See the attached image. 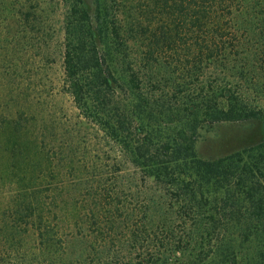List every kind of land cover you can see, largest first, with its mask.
Instances as JSON below:
<instances>
[{
	"label": "trees",
	"instance_id": "16d2710c",
	"mask_svg": "<svg viewBox=\"0 0 264 264\" xmlns=\"http://www.w3.org/2000/svg\"><path fill=\"white\" fill-rule=\"evenodd\" d=\"M56 1L70 123L55 120L57 85L38 87L57 53L40 13L53 1L0 0L9 245L36 251L32 264H264V140L218 158L196 151L219 123L264 130V0H95V19L84 0Z\"/></svg>",
	"mask_w": 264,
	"mask_h": 264
},
{
	"label": "rangeland",
	"instance_id": "374dc122",
	"mask_svg": "<svg viewBox=\"0 0 264 264\" xmlns=\"http://www.w3.org/2000/svg\"><path fill=\"white\" fill-rule=\"evenodd\" d=\"M51 3H42L41 6V15L44 17V26L45 32H50L52 38L47 39L48 46L51 51L55 52L54 64L49 65L44 77L39 80L38 87L42 91L50 90L49 87H52L51 84L57 85L55 91L57 92L56 101L54 103L55 110H57V120L59 123L71 122L76 120L77 112L73 110V105L69 96L65 95L61 91L59 82L61 79L62 73V60L58 55V47H60L63 41V33L60 30L62 23V13L64 12L61 4L56 0H52ZM55 1L57 4H55ZM87 8L91 14V17L95 19V0H84ZM9 3H19V0H11ZM12 25L11 27H13ZM38 29V28H37ZM37 31V30H35ZM111 43V39L105 38L102 40L101 47L107 51L109 56V62L111 68L113 69L115 76L117 78V84L119 92L122 98L134 105L138 103L137 93L131 88L128 77V69L126 61L121 57L120 54L116 53L114 50L110 51L108 43ZM36 57H31V60H35ZM38 64V63H37ZM52 67V68H51ZM42 81V82H41ZM45 83V84H44ZM43 84V86H42ZM44 87L45 90H44ZM74 114V115H73ZM155 117L150 118V122L153 125H159L160 122L163 126L166 122L156 119L158 114L154 115ZM167 120V119H165ZM160 121V122H159ZM168 126H171L170 122L167 123ZM60 129V126L57 124ZM201 137L197 142V154L205 159L218 158L220 156L229 154L233 151L242 149L243 147L260 142L264 140V130L263 124L256 120H248L243 122H224L215 125L212 128L204 129L201 131ZM6 164V158L0 155V264H32L36 263L39 258L32 257L34 253L31 251H26L19 245L16 247H11L7 241V225L11 222L10 214L11 210L14 208V196L15 188L11 185L12 177L9 174L3 173V168ZM7 220V221H6ZM24 242L29 247L33 246L31 243H34V231L31 229L29 233L23 234L22 238ZM31 245V246H30ZM256 243L252 244V251L256 249ZM38 259V260H37Z\"/></svg>",
	"mask_w": 264,
	"mask_h": 264
}]
</instances>
